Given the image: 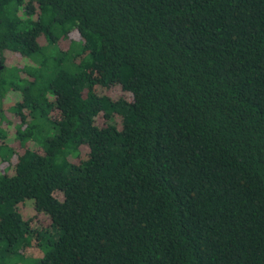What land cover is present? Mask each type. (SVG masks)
<instances>
[{"label":"trees","instance_id":"16d2710c","mask_svg":"<svg viewBox=\"0 0 264 264\" xmlns=\"http://www.w3.org/2000/svg\"><path fill=\"white\" fill-rule=\"evenodd\" d=\"M0 66V257L264 264V0H0Z\"/></svg>","mask_w":264,"mask_h":264},{"label":"rangeland","instance_id":"374dc122","mask_svg":"<svg viewBox=\"0 0 264 264\" xmlns=\"http://www.w3.org/2000/svg\"><path fill=\"white\" fill-rule=\"evenodd\" d=\"M47 52L48 51L45 50V53ZM0 74L3 77L6 76L8 78L7 71L4 70L2 66H0ZM13 102V96L9 93H4L0 97V134L6 135V137L4 138L5 143L8 144L11 148H14V145L12 143H14L17 139L16 132L20 128V122L16 118ZM25 129H27V126H22L21 132H23ZM39 140V135H35L32 136V138H28L26 142L34 143L38 142ZM1 152H3L4 154L7 153L6 151ZM6 171H8V164L7 162L1 161L0 159V176ZM22 250L23 248L19 244L18 249L16 250L17 254L13 252H5L3 254V257H0V264H34L37 259V256L33 253L32 249L29 247L26 248L24 251Z\"/></svg>","mask_w":264,"mask_h":264}]
</instances>
